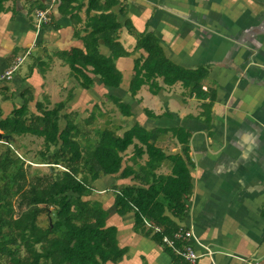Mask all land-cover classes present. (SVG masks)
Returning a JSON list of instances; mask_svg holds the SVG:
<instances>
[{
    "label": "crops",
    "instance_id": "1",
    "mask_svg": "<svg viewBox=\"0 0 264 264\" xmlns=\"http://www.w3.org/2000/svg\"><path fill=\"white\" fill-rule=\"evenodd\" d=\"M38 6H51L52 19L36 28ZM132 29L153 33L170 61L198 72L199 89L157 76L133 91L135 60L147 52ZM26 49L13 76L0 81V119L21 109L30 125L62 105L59 130L73 124L72 147L82 155L105 131H139L123 152L124 174L86 177L124 248L106 264H264V0H3L0 71ZM91 49L113 55L117 86L90 64L80 72V53ZM4 130L1 147L7 143L34 168L49 165L38 154L42 135ZM182 162L192 184L183 195L187 212L164 204L163 214L175 228H192L198 252H212L195 263L158 241L133 208L121 212L114 202L123 184L149 187L177 175ZM160 184L156 196L164 199Z\"/></svg>",
    "mask_w": 264,
    "mask_h": 264
},
{
    "label": "trees",
    "instance_id": "2",
    "mask_svg": "<svg viewBox=\"0 0 264 264\" xmlns=\"http://www.w3.org/2000/svg\"><path fill=\"white\" fill-rule=\"evenodd\" d=\"M132 31L136 47L147 52L143 59L135 60L133 91L145 80H154L157 76L165 83L181 80L185 86L198 87L195 83L198 72L170 61L153 33ZM80 52L74 55L77 57ZM80 54V62H74L80 64L83 75L86 65L90 64L92 72L99 74L105 84H119L120 72L114 66L113 55H103L96 49ZM74 62L70 64L76 69ZM61 106L37 115L30 125L25 124L23 115H18L21 109L0 119L5 132L30 131L42 135L46 142L38 154L49 163L45 170L39 165L34 168L7 143L0 145V174L4 175L0 180L4 184L0 193L5 194L0 201V264H106L109 260H119L124 254V248L117 243L115 227L106 225V209L99 200L91 198L93 188L86 177L89 174H124L126 167L121 169L123 152L139 131L130 129L122 136L105 131L94 148L82 155L72 147L73 124H66L59 130ZM49 141L54 143L53 150ZM83 157L86 159L81 163ZM176 173L175 176L158 177L160 179L155 182L164 185V199L156 196L161 188L156 189L155 183L151 187L123 184L115 192L118 211L133 208L138 223L144 224L146 217L159 224L162 232L171 233L175 226L163 214L164 204L180 216L186 214V196L183 195L192 187L189 170L183 162ZM43 213L47 214L46 222L39 218ZM153 235L161 242L162 233Z\"/></svg>",
    "mask_w": 264,
    "mask_h": 264
},
{
    "label": "built area",
    "instance_id": "3",
    "mask_svg": "<svg viewBox=\"0 0 264 264\" xmlns=\"http://www.w3.org/2000/svg\"><path fill=\"white\" fill-rule=\"evenodd\" d=\"M52 19L51 6H38L33 11V24L36 28H39L43 24L50 23ZM30 53V49H26L23 54L17 55L13 62L0 71V81L10 79L13 76L14 71L24 61L25 57ZM144 225L153 233H162L161 242L169 247L172 252L185 260L187 263H195L199 257L203 254H211L212 252L207 249V252H198L194 247L195 235L193 230L189 226L179 225L172 230L171 233L162 232V227L144 217Z\"/></svg>",
    "mask_w": 264,
    "mask_h": 264
},
{
    "label": "rangeland",
    "instance_id": "4",
    "mask_svg": "<svg viewBox=\"0 0 264 264\" xmlns=\"http://www.w3.org/2000/svg\"><path fill=\"white\" fill-rule=\"evenodd\" d=\"M23 54V53H22ZM40 167H42L44 170L45 169H47L46 167L47 166H40ZM57 167V166H56ZM60 166H58L57 168H59ZM0 197H2V196H0ZM39 218L42 220V221H44V222H46L47 220H48V218H47V214L46 213H43V214H41L40 216H39ZM162 243V242H161ZM163 244V243H162Z\"/></svg>",
    "mask_w": 264,
    "mask_h": 264
},
{
    "label": "water",
    "instance_id": "5",
    "mask_svg": "<svg viewBox=\"0 0 264 264\" xmlns=\"http://www.w3.org/2000/svg\"><path fill=\"white\" fill-rule=\"evenodd\" d=\"M4 136H6V135H4Z\"/></svg>",
    "mask_w": 264,
    "mask_h": 264
}]
</instances>
